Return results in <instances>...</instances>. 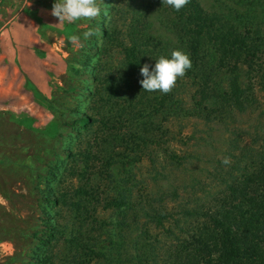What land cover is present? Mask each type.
<instances>
[{
  "label": "trees",
  "instance_id": "trees-1",
  "mask_svg": "<svg viewBox=\"0 0 264 264\" xmlns=\"http://www.w3.org/2000/svg\"><path fill=\"white\" fill-rule=\"evenodd\" d=\"M134 1L133 12H140L141 2ZM212 7V12H204L199 3H195V8H190L183 20L175 16L174 10L171 13L163 8L162 12L151 14L150 21H146L148 26L128 34L136 46L124 47L125 67L136 71L139 87L142 79L139 67L145 63L151 66L157 57L168 56L172 50L187 53L191 67L184 76L177 78L168 93L141 89L145 95L154 97L156 105L152 108L126 110L127 136L123 144H133V148H123L121 155L114 154L112 148L105 149L108 158L104 162V181L109 194H106V217L98 225L99 237H89L90 233H85L82 226L77 227L74 220L72 224L68 221L38 224L40 217H34V225L25 231L13 226L24 240L45 246V251L35 257V264H264V146L259 147L260 151L250 152L242 145L239 129L229 128L234 118L246 113L247 95L241 88L242 73L238 63L264 52V0H212ZM30 17L40 33L43 25L40 17L34 14ZM100 33L104 40L110 37L104 26ZM93 51L99 53L100 49L95 47ZM108 69L109 72L104 67L101 78L100 75L91 77L97 84H101L103 77L107 78L102 89L98 87L89 92L92 106L98 95H104L106 106L116 94L124 100L132 98L134 85L129 84L130 73L122 72L117 65H110ZM261 78L264 80V68ZM262 86L264 88V81ZM186 104H192L191 111L204 114L202 120L218 122L228 130L230 136L224 142L223 158L227 156L230 163L224 165L222 159L216 161L205 173V179L192 177L193 182L190 178L181 189L168 181L171 188L158 186L154 191L143 192L147 184L136 173L143 152L141 148L157 142L154 135L143 132L147 127L156 126L160 128L158 133L168 136V129L161 130L162 125L169 120L186 119L189 116ZM96 113L101 115L97 110ZM93 121L92 117L81 114L65 126L82 125L81 128L89 132ZM17 122L27 123L28 131H34L26 119ZM48 150L73 157L68 150L57 147L56 151L54 141ZM163 150V160L156 161L158 167L152 169L150 178L153 181L157 177L167 179L168 176L158 172L160 167L171 174L185 171L189 165L191 153L178 155L166 148ZM23 153L21 148L0 149V167L8 164L25 170L28 199L40 200L45 205H60L59 197L43 195L37 186L40 175L48 174L50 158L38 161L39 165L35 157L28 155L21 162L11 159ZM94 176L88 175L84 183L90 184ZM13 194L0 169V196L16 210ZM76 194L83 198H70L64 207H68L67 213L78 212L79 215L85 208L81 200L89 195L83 185L75 190ZM68 219L70 217L65 220ZM63 233L68 237L63 249L58 248L61 256L57 257L53 250L57 249ZM3 236L4 231H0V240Z\"/></svg>",
  "mask_w": 264,
  "mask_h": 264
},
{
  "label": "rangeland",
  "instance_id": "rangeland-1",
  "mask_svg": "<svg viewBox=\"0 0 264 264\" xmlns=\"http://www.w3.org/2000/svg\"><path fill=\"white\" fill-rule=\"evenodd\" d=\"M134 2L97 0L101 11L96 18L68 23L59 22L50 15L53 0H0V149H24L22 155L11 156L12 160L19 162L26 155L35 157L36 165L40 164L38 161L50 158L48 174H41L37 181L38 190L43 195L54 194L61 199L58 206L28 199L24 184L25 170L8 164L0 167L10 191L14 193L12 200L16 208L14 210L0 196V231L5 233L0 240V264H35V257L45 251V246L24 240L22 234L13 228L16 226L27 230V227L34 225V217H40L38 224L55 225L60 221L72 224L74 220L77 227L82 226L85 233H90L89 237H99L98 225L106 217V194H109L104 181V162L108 158L105 149L112 148L114 154L121 155L123 148H133V144H123L127 136L124 122L126 110L147 109L156 105L154 97L141 91L136 71L125 67L124 47L136 46L128 34L134 29L148 26L146 21H150L151 14L158 13L160 9L165 8L173 13L165 0H137L141 2L142 10L137 9L140 12L134 13ZM195 3H199V8L204 12L214 9L212 0H188L180 10H174L175 16L183 20L188 10L195 8ZM32 14L43 22L42 35L37 32L36 23L30 17ZM103 26L110 34L105 40L100 33ZM86 31L91 35L85 39L82 34ZM72 35L80 38L79 46L70 40ZM95 47L100 49L99 53L93 51ZM110 65H117L122 72L130 73L128 81L130 86L134 85L132 98L124 100L116 94L106 106L104 95L101 97L97 94L96 104L92 106L89 92L96 91L98 87L102 89L107 78L103 77L101 84H97L91 77L100 75L101 78L104 67L109 72ZM238 67L242 73L241 88L247 95L246 113L234 118L229 128L239 129L244 148L250 152L257 151L264 146V80L261 78L264 52L255 54L253 59L239 62ZM113 82L120 85L119 81L113 79ZM191 106H185L189 112L186 119L181 122L169 120L162 125L164 128L161 127V130L168 129V136L158 133L160 128L156 126L143 130L144 134L154 135V141H157L146 148L140 147L143 152L136 173L147 184L143 192L154 191L158 186L169 188L172 185L181 189L192 177L205 179V173L211 169V165L223 159L224 142L230 136L228 130L218 122L207 123L202 120L204 114L191 111ZM81 114L94 119L91 131L77 124L65 126ZM20 119L29 121L34 131H28L27 123L19 124L17 120ZM213 119L219 120L217 117ZM55 138L58 141L55 142ZM53 141L56 151L57 147L68 150L73 157L55 154L51 150L49 152ZM163 148L178 155L191 153L187 162L189 165L185 171L171 174L160 167L158 172L168 177L159 180L156 176L153 181L150 178L152 169L158 167L156 161L163 160ZM153 160L155 164H152ZM90 174L95 175L92 184L84 183ZM94 184L96 187H93ZM81 185L89 195V198L81 200L85 208L79 215L78 212L67 213L69 209L64 205L70 198L79 200L82 197L75 195V190ZM67 217L70 219L65 220ZM66 237L67 233H63L59 237L57 249L53 250L57 257L61 256L57 253L58 248L62 250L66 245Z\"/></svg>",
  "mask_w": 264,
  "mask_h": 264
},
{
  "label": "clouds",
  "instance_id": "clouds-1",
  "mask_svg": "<svg viewBox=\"0 0 264 264\" xmlns=\"http://www.w3.org/2000/svg\"><path fill=\"white\" fill-rule=\"evenodd\" d=\"M165 3L173 10H180L188 0H165ZM97 0H53L50 15L59 22H76L82 19H94L100 14ZM83 37L88 38L91 33L84 32ZM70 40L79 46L80 38L72 35ZM191 61L187 53L175 49L168 56H159L151 66L147 63L139 67V81L141 89L146 92L168 93L174 87L177 78L184 76L186 70L190 69ZM221 163L228 165L230 159L225 156Z\"/></svg>",
  "mask_w": 264,
  "mask_h": 264
}]
</instances>
